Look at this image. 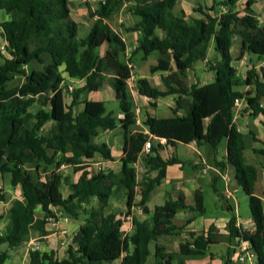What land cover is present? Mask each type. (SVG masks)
I'll list each match as a JSON object with an SVG mask.
<instances>
[{"label":"trees","instance_id":"obj_1","mask_svg":"<svg viewBox=\"0 0 264 264\" xmlns=\"http://www.w3.org/2000/svg\"><path fill=\"white\" fill-rule=\"evenodd\" d=\"M260 1L264 0H246L243 11H239V0H211L209 8L198 6L193 10L200 17L190 22L184 12L175 13L178 0H104L94 10L84 3L87 16L94 22L89 34L79 39L68 0H0V11L8 16L0 24L5 42V55L0 52V174H10L11 186L20 191L19 199L13 200L9 208L5 234L0 235V264L9 259L7 249L28 242L32 235L39 239L47 235V220H57L54 208L72 219L81 214L87 217L74 234L65 258L58 260L53 253L31 252L29 264H112L118 259L121 264H147L151 242H156L154 264H172L174 260L184 264L186 258L206 255L208 247L219 240L214 227L205 234L189 233L191 241L180 244L178 253H166L158 244L159 237L172 235L178 229L172 223L177 212L205 213L198 190L193 206L185 205L182 199L168 200L154 208L148 222L132 218L134 231L130 236H123L122 220L106 213L110 198L124 192L126 216L135 206L136 195L140 196L137 206L143 214H149L146 204L150 194L165 177L167 166L174 163L161 159L160 145L142 154L149 135L164 139L170 146L194 142L205 147L208 164L220 172L226 165L234 167L236 183L248 198L254 230H239L231 216L227 239L231 244L247 243L256 264H264V207L253 191L257 168L247 164L243 136L233 123L236 100L243 101L251 117L264 116V66L258 72L249 70L240 79L230 53L236 36L240 39L239 58L245 54L264 57V27L252 10L253 4ZM122 6L135 19L125 31L139 33L129 56L125 43L108 24ZM211 40L219 57L209 65L214 81L187 87L183 80L187 71L205 59ZM103 45L106 50L100 56L98 49ZM152 53L157 54V61L149 67V73H168L161 77L165 91H158L146 78H140L135 81L137 95L152 103L159 97H178L171 117L145 118L147 135L133 130V100L126 81L131 77L133 58L140 54L145 61ZM44 55L50 59L46 65ZM166 55L169 60L164 58ZM33 63L43 65L42 69L27 71L26 67ZM66 77L85 82L72 90L68 103ZM17 78L22 80L11 86ZM104 81L114 90L122 119L107 112L103 102L88 99ZM241 87L249 89L241 92ZM179 110L185 114L179 116ZM117 125L123 137L120 171L89 172L85 162L95 155L111 160L106 145L93 144L91 139ZM223 142L226 157L218 161L217 150ZM253 153L264 165V147ZM139 160L145 168L140 181L134 168ZM61 166L71 167L78 174L75 182L63 176ZM152 172L156 173L154 177L150 176ZM63 185L70 191L66 197L61 192ZM93 200L97 206L86 208ZM3 201L5 196L0 190V202ZM37 207L42 218L35 217ZM230 254L228 250L225 264Z\"/></svg>","mask_w":264,"mask_h":264},{"label":"crops","instance_id":"obj_2","mask_svg":"<svg viewBox=\"0 0 264 264\" xmlns=\"http://www.w3.org/2000/svg\"><path fill=\"white\" fill-rule=\"evenodd\" d=\"M100 1H104V0H99V2ZM241 1L242 0H239L237 5V9L239 11H243L244 3L246 2V0L242 2ZM85 3L89 4V2H85ZM260 5H264V1L256 2L255 4H253L252 10L259 24L261 25V20H260L261 18L256 16L257 13L256 10L259 8ZM68 7L70 11V16L77 28L78 38L84 39L89 34L94 19H89V17L87 16L86 8L84 6H79V2H77V0H68ZM192 19L190 20L186 19V20L190 22ZM6 20H8V16L3 11H0V24ZM111 20L108 21V24L110 25L112 30L115 33H117L125 43L127 53L129 51V44L133 42H134L133 49H135L139 38V33L122 31L121 30L122 26H120L119 29H114L110 23ZM118 23L121 24L122 21L118 20ZM0 33H1V29H0ZM235 37L236 36L233 37L232 47L230 50V53L233 58L232 65L236 69V75L240 79H244L246 73L249 70L246 71L245 75L239 74L237 70L238 63H236V61H240V60L242 61V58L244 59L246 57L249 61H252L254 63L255 61H263L264 57L257 58L256 56L245 54L243 57L235 60L232 53ZM4 46H5V42L3 41L0 35V48ZM239 49H240V44H239ZM239 49H238L237 57H239ZM105 50H106V46L105 45L101 46L98 49L99 55L102 56ZM0 52L5 55L4 50L2 51L0 49ZM216 59H219V57L214 51V42L213 40H211L207 49L205 59L196 62L193 65L192 69L187 71L186 77L183 79L186 86L190 87L192 85H195L197 87H201L212 83L214 81V72L210 71L209 65L213 60ZM44 60H45L44 65L50 62V59L47 55H44ZM42 67L43 65L33 63L27 66L26 70L28 71V68H31V70H41ZM167 74H168L167 72L156 73L153 75L150 74L147 77L145 73L140 76L131 73V76L134 81L140 78H146L151 86L155 87L160 92H164L165 87L161 81V77L166 76ZM66 84L67 86H71L73 87V89H76L84 86L85 82L83 80L79 81V80L68 79L66 77ZM248 89H249L248 87H241L238 90L241 92H246ZM93 94L96 99H90V96L88 95L89 100L103 102L102 100H105L110 96H113V98L115 99L114 90L108 81L102 82L99 90L97 92H94ZM177 97L178 96L175 94L168 95L165 97H159L158 99L153 101L154 103L153 104L149 98L141 97L139 95L134 96L132 98L133 111L137 106L140 108L141 124L137 125L135 123L133 130L143 132L144 134L149 135L148 130L143 125L145 118L147 116L154 117L157 119L171 117L172 116L171 110L175 105V101ZM151 103L153 105H151ZM261 105L264 108V98L261 99ZM80 109L81 107L78 108V110ZM151 109L153 110L151 111ZM147 110H149V112ZM177 114L179 116H182L185 114V111L179 110ZM115 117H117L118 119H122L123 114L120 113L119 111ZM233 123L235 124L237 130L243 136V141L245 145L244 157L246 159L247 164L253 165L257 168V176H256V181L254 183L253 191L255 196H257L263 201V207H264V165H262L261 159L256 157L253 153L255 149H261L264 147V116L259 115L255 118L251 117L246 110L245 104L242 103L239 108L234 109L233 111ZM116 129H121L120 125H117V127L114 130L103 131L104 136L101 138V142H100L101 144L106 145V148L110 152L111 160L104 159L99 154L95 155L93 159L87 160L85 162V164L88 165L87 170L89 172L96 173L101 171L104 173H108V172L118 173L120 171L121 168L120 159L123 155L122 154L123 137H122V129H121V136L112 134V132L115 131ZM253 130H255L256 132L254 133ZM259 132H261V134H259ZM252 134L255 135L256 139L253 138ZM97 138H99V134L97 137L91 139V143L98 144L95 141ZM149 138L151 139V146L154 147L158 145L161 146V149L158 152L161 159L163 161L174 160V163L172 165L167 166L165 177L160 181L159 185L156 186L150 194V198L146 204L149 210V214H143L141 208L137 206V204L140 201L139 195H136L135 197L134 200L135 206H133L132 209L130 210L129 216L125 215L127 212V208L125 205L124 192L114 195L110 198L108 207L106 208V213L115 214L116 218L122 220L121 231L123 236H130L133 233L134 227L132 223V218H136L138 221L141 222H148L152 216V212L154 208L164 205L165 202L168 200L172 202H178L179 199H182L185 205L193 206L195 203V194L197 190L200 191L202 195L203 206L205 209V196L202 188L201 179H203L204 176L209 175L210 190L212 191V193H214L217 196L219 201V207L222 209V213L224 215L220 218H205L204 217L205 213L201 215L194 211H179L182 212V216L179 217V219L177 220V216H178V212H177L172 220L173 225L176 226L178 229H176V231H174L172 235H165L159 237L158 244L164 247L166 253H178L180 244L184 243L186 240L191 241L189 237V233H194L196 235L205 234L208 232V230L211 227H214L216 230L215 234L219 236V240L217 241V243L210 245L208 247L206 255L200 257L199 259L186 258L183 260L184 264H225L228 250H231V254L228 256V264H256L257 259L248 262H240L238 260V256L240 254L241 249L249 248V245L247 243L243 241H235V243L231 244L228 242L227 239L228 233L226 227L231 216L235 217L236 227L239 230L250 231V232L254 230V224L253 221L251 220L250 215L249 217H245V218H240L236 215L238 204L236 199L233 198V194L239 191V189L241 190V188L238 187L236 183L234 167L231 165H226L225 169L221 172L211 167L208 164L206 158L205 147L203 146L199 147L194 142H191L189 144L177 143L174 146H170L165 143L164 139L157 138L153 135H149ZM160 140H162V142H160ZM178 145H183L186 148L185 154L188 155L189 157L191 156L192 158H194V160L182 161L181 158H183V155H180L178 153L177 151ZM220 146H219L220 148H218L217 150V156H218V161H223L226 157L225 142L221 143ZM140 163L142 164L141 160L137 161V163L134 165L135 170H136V166ZM185 163H188L190 165L192 170L191 173H186L184 171L183 168ZM66 170L71 171V174H65L64 172H66ZM60 171L62 172L63 176L69 177L71 182H75L78 177V174H75L71 167L61 166ZM144 173H145V168H144ZM155 175H156L155 172H152L150 174L151 177H154ZM215 176L218 177L217 181H214ZM10 181H11L10 174H3V175L0 174V190L3 192L5 196V201L0 202V215L3 214L2 216H0V235L5 234L6 227L10 222L9 208L11 206L12 201L15 199H19L20 197L19 189L13 188L11 186ZM220 182H222L223 184L222 190H220V188L218 187ZM64 187L67 188L66 195L63 194L62 188H61V192L63 196L66 197L70 191L67 186ZM91 206H97V202L93 200L89 205L86 206V208H89ZM36 210L40 211V213L37 214ZM53 211L56 215L57 224H58L56 226L57 227L56 231L54 228H50L48 225H46L47 235L43 239H39L38 236L35 235L34 238L31 237L28 242H25L16 248L8 249L7 251L9 254V259L5 262V264H18L20 263L21 260H23L25 264H29L31 252H39V253H47V254L53 253L54 257L57 258L58 260L65 258L66 250L68 246L72 244V238L74 234L77 232L78 228L83 224L87 216L81 214L78 216L77 219H72L70 217L65 216L57 208H54ZM35 217L36 218L43 217V213L41 212V209L39 207L35 209ZM31 240H35L38 243L37 250H34L29 246V242ZM63 240H67V241L64 242ZM60 242L62 245L64 244V247L60 246L59 244ZM155 245L156 242H151L149 243L148 246V250L150 254L148 262L151 259L153 264H154L153 255L155 253ZM220 245L222 246L221 249H219L216 252H211V248L218 247ZM25 253H27L26 258L24 257ZM112 264H121V259L116 260ZM172 264H177V263L174 260Z\"/></svg>","mask_w":264,"mask_h":264},{"label":"rangeland","instance_id":"obj_3","mask_svg":"<svg viewBox=\"0 0 264 264\" xmlns=\"http://www.w3.org/2000/svg\"><path fill=\"white\" fill-rule=\"evenodd\" d=\"M244 1V0H242ZM241 1V2H242ZM77 2H79V6H83V4L85 2H83V0H77ZM86 2H89L90 7L92 10H94L97 5L99 0H87ZM198 6H203V7H207L209 8L211 6V0H178L177 5L175 6V13H179L180 11L184 12L185 18L187 20H190L192 18H196V17H200V14L194 12V9H197ZM256 16L260 17L261 19V25L264 26V5H260L259 8L256 10ZM118 20H121L122 23L119 24ZM111 25L114 29H119L120 26H122L121 30L125 31V28L127 27H131L133 26V24L135 23V19L134 17L128 13L127 11V7L126 6H122L121 9L119 10V12L114 15L112 17L111 20ZM239 38L235 37L234 38V44H233V56L236 59H238V49H239ZM133 45L134 42L129 44V51L127 53V56L130 55V53L134 50L133 49ZM133 69H132V73L136 74V75H143L145 73V75L148 77L150 75L149 73V67L151 65H154L157 61V54L156 53H152L147 60H142L141 55L138 54L137 56H135L133 58ZM236 63H238L237 65V70L239 72V74L241 75H245L247 70H251L254 69L255 71H258L261 67L264 66V60L263 61H255L254 63L252 61H249L246 57L243 59L242 61H236ZM240 63V64H239ZM28 71H31V68H28ZM145 71V72H143ZM144 75V76H145ZM21 78H17L14 82H12L10 85H16L19 81H21ZM160 82V81H158ZM73 88V87H72ZM107 90V89H106ZM90 99H96L94 97L93 93L89 94ZM70 101V96L66 97V102ZM104 105H105V109L107 112H112L114 116L117 115V113L120 111L119 110V104L118 101L116 99L113 98V96H110L109 98L102 100ZM153 109H151L152 111ZM144 111V110H143ZM149 112V110H147ZM144 113V112H143ZM143 117V116H142ZM49 127V125L47 124L44 127V130L46 131V129ZM254 133L256 132L255 130H253ZM113 135H118L121 136V129H116L115 131L112 132ZM259 134H261V132H259ZM104 136L103 131L99 132V138H97L95 141L99 144H101V138ZM221 147V146H220ZM219 147V148H220ZM222 148V147H221ZM177 151L180 155H183V158H181L182 161L185 160H190L193 161L194 158H191L185 154L186 152V148L183 145H178L177 146ZM181 157V156H180ZM184 171L186 173H191V167L188 163L184 164ZM65 174H71V171L66 170V172H64ZM136 174H137V178L140 181L142 176L144 175V168L143 165L140 163L136 166ZM201 183H202V188H203V192H204V196H205V218H220L222 217L224 214L222 213V209L219 207V201L217 196L212 193V191L210 190V178L209 175L204 176L203 179H201ZM220 190L223 189V184L222 182L219 183ZM62 192L64 195H66L67 193V188L66 187H62ZM233 198L236 199L237 201V210H236V215L240 218H245V217H249L250 212H249V205H248V198L246 197V195L243 193L242 190L239 189V191H237L236 193L233 194ZM37 214L40 213V211H37ZM3 214H1L0 216H2ZM182 216V212H178V216H177V220L179 219V217ZM58 225V224H57ZM51 228V227H50ZM55 227V231H56ZM35 235H32V238H34ZM64 242H66L67 240H63ZM62 242V241H61ZM61 242L59 243L61 247H64V244L62 245ZM222 246H218V247H213L211 248V252H216L219 249H221ZM3 249L6 250V247H3ZM8 250V249H7ZM26 254H24V257L26 258ZM23 257V258H24ZM200 257H197V259H199ZM195 259V258H192ZM18 264H25L23 260L20 261V263ZM147 264H153V262L151 261V259L149 260V262Z\"/></svg>","mask_w":264,"mask_h":264},{"label":"built area","instance_id":"obj_4","mask_svg":"<svg viewBox=\"0 0 264 264\" xmlns=\"http://www.w3.org/2000/svg\"><path fill=\"white\" fill-rule=\"evenodd\" d=\"M87 0H83V2H86ZM2 51L4 50V47L0 48ZM129 67H132V65H129ZM126 86L129 94L133 98L134 96L137 95V87L135 84V81L132 79V76L126 81ZM73 88L69 86L67 88V92L65 93V96H70L69 94L72 92ZM243 103L242 100H236L235 101V109L239 108L241 104ZM134 115H135V123L137 125H140V108L137 106L134 110ZM162 142V140H160ZM151 148V139L149 138L145 145L143 146L142 149V154H147ZM205 172V171H204ZM47 225L51 228H55L57 226V220L55 218H49ZM29 246L33 248L34 250L38 249V243L35 240H31L29 242ZM256 259V256L253 252H249L246 248H242L240 251V254L238 256V260L240 262H248Z\"/></svg>","mask_w":264,"mask_h":264},{"label":"water","instance_id":"obj_5","mask_svg":"<svg viewBox=\"0 0 264 264\" xmlns=\"http://www.w3.org/2000/svg\"><path fill=\"white\" fill-rule=\"evenodd\" d=\"M164 58H165V59H167V60H169V59H170V57H169L168 55H166Z\"/></svg>","mask_w":264,"mask_h":264}]
</instances>
